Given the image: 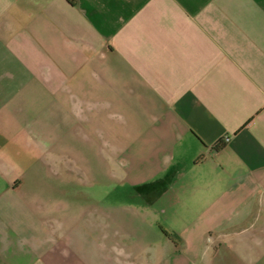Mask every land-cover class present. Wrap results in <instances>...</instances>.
Listing matches in <instances>:
<instances>
[{
	"label": "crops",
	"instance_id": "obj_1",
	"mask_svg": "<svg viewBox=\"0 0 264 264\" xmlns=\"http://www.w3.org/2000/svg\"><path fill=\"white\" fill-rule=\"evenodd\" d=\"M0 264H264V0H0Z\"/></svg>",
	"mask_w": 264,
	"mask_h": 264
},
{
	"label": "trees",
	"instance_id": "obj_2",
	"mask_svg": "<svg viewBox=\"0 0 264 264\" xmlns=\"http://www.w3.org/2000/svg\"><path fill=\"white\" fill-rule=\"evenodd\" d=\"M66 1H68L70 4H73V0H66Z\"/></svg>",
	"mask_w": 264,
	"mask_h": 264
},
{
	"label": "built area",
	"instance_id": "obj_3",
	"mask_svg": "<svg viewBox=\"0 0 264 264\" xmlns=\"http://www.w3.org/2000/svg\"><path fill=\"white\" fill-rule=\"evenodd\" d=\"M226 140H228V139L226 138Z\"/></svg>",
	"mask_w": 264,
	"mask_h": 264
}]
</instances>
